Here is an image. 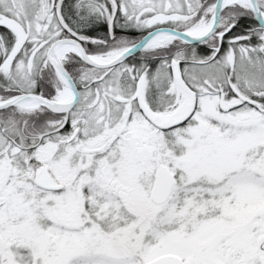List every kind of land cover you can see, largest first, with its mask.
I'll return each instance as SVG.
<instances>
[{
    "label": "snow or ice",
    "instance_id": "snow-or-ice-1",
    "mask_svg": "<svg viewBox=\"0 0 264 264\" xmlns=\"http://www.w3.org/2000/svg\"><path fill=\"white\" fill-rule=\"evenodd\" d=\"M0 264H264V0H0Z\"/></svg>",
    "mask_w": 264,
    "mask_h": 264
},
{
    "label": "flooded vegetation",
    "instance_id": "flooded-vegetation-1",
    "mask_svg": "<svg viewBox=\"0 0 264 264\" xmlns=\"http://www.w3.org/2000/svg\"><path fill=\"white\" fill-rule=\"evenodd\" d=\"M101 34H102V31L93 33V35H101Z\"/></svg>",
    "mask_w": 264,
    "mask_h": 264
}]
</instances>
